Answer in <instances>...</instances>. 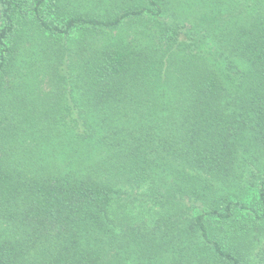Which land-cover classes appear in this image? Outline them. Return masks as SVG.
Masks as SVG:
<instances>
[{
	"label": "trees",
	"instance_id": "obj_1",
	"mask_svg": "<svg viewBox=\"0 0 264 264\" xmlns=\"http://www.w3.org/2000/svg\"><path fill=\"white\" fill-rule=\"evenodd\" d=\"M0 264H264V0H0Z\"/></svg>",
	"mask_w": 264,
	"mask_h": 264
}]
</instances>
